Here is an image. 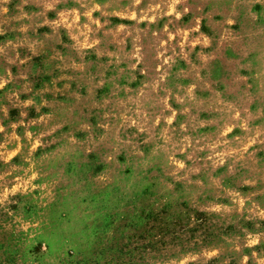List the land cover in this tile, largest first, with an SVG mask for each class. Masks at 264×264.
<instances>
[{
  "label": "rangeland",
  "instance_id": "374dc122",
  "mask_svg": "<svg viewBox=\"0 0 264 264\" xmlns=\"http://www.w3.org/2000/svg\"><path fill=\"white\" fill-rule=\"evenodd\" d=\"M0 264H264V0H0Z\"/></svg>",
  "mask_w": 264,
  "mask_h": 264
}]
</instances>
